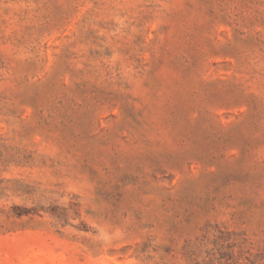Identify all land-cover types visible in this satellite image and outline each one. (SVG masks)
I'll use <instances>...</instances> for the list:
<instances>
[{"label":"rangeland","instance_id":"374dc122","mask_svg":"<svg viewBox=\"0 0 264 264\" xmlns=\"http://www.w3.org/2000/svg\"><path fill=\"white\" fill-rule=\"evenodd\" d=\"M0 264H264V0H0Z\"/></svg>","mask_w":264,"mask_h":264}]
</instances>
